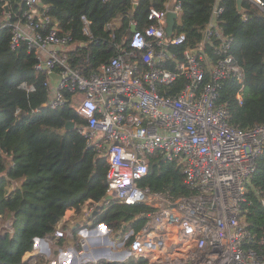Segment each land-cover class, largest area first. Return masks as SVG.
<instances>
[{
	"label": "built area",
	"instance_id": "1",
	"mask_svg": "<svg viewBox=\"0 0 264 264\" xmlns=\"http://www.w3.org/2000/svg\"><path fill=\"white\" fill-rule=\"evenodd\" d=\"M250 1L264 10L263 0ZM219 3L201 46L185 49L181 60L169 47L186 42V35L175 31L183 7L180 0H168L163 9L152 7L151 24L125 37L118 54L89 75L72 65L74 37L62 30L42 0H20L15 7L10 5L9 14L4 12L7 22L0 25V32L11 28V48L25 43L35 56L36 71L47 76V106L60 108L65 94L71 93L72 108L86 119L78 130L89 147L106 155L109 200L150 207L139 215L145 219L143 227L128 233V238L134 237L132 252L140 259L161 255L177 234L190 249L187 256L168 264H264V252L245 248L252 236L241 218L247 185L264 152V124L236 128L229 122L227 107L218 103L225 81L236 78L243 85L245 79L231 53L235 39L219 25L224 12ZM169 13L177 16L172 36L166 33ZM82 21L89 35L91 22L86 16ZM133 26L137 28L134 21ZM107 27L113 29V24ZM213 40L218 45L209 52L206 43ZM169 63L176 66L172 69ZM52 72L61 78L53 79ZM180 78L186 81L183 88L168 94ZM242 85L236 94L240 104ZM156 159L177 160L193 193L176 197L141 186ZM86 205L89 218L103 204L89 200ZM4 226L0 237L14 233L13 219ZM57 234L65 232L60 229ZM87 244L86 238L81 240V246Z\"/></svg>",
	"mask_w": 264,
	"mask_h": 264
},
{
	"label": "trees",
	"instance_id": "2",
	"mask_svg": "<svg viewBox=\"0 0 264 264\" xmlns=\"http://www.w3.org/2000/svg\"><path fill=\"white\" fill-rule=\"evenodd\" d=\"M20 0H0V25L7 22L4 4L15 7ZM49 6L50 16L76 43L70 53L73 66L84 74L96 72L121 50L125 37L132 35V21L138 30L151 24L148 14L152 7L163 9L168 0H42ZM183 15L176 25V34L184 33L186 42L170 46L179 58L187 48H198L217 0H180ZM135 2H138L135 7ZM264 2V0H263ZM224 8L219 25L226 35L234 37L231 53L244 69L245 79L225 81L220 90L219 104L230 112L229 122L240 129L264 124V10L243 1V12L237 0H220ZM246 14L247 19H244ZM91 22L87 35L82 17ZM113 29H108V24ZM114 35V37L112 36ZM11 28L0 32V216L14 220V233L0 237V264H36L25 261L34 249L36 238L54 234L66 211L81 212L89 200L105 203L96 223H104L114 231L124 225L140 230L145 219L139 215L150 209L145 204L121 205L107 200L108 163L105 154L89 147L78 127L87 124L71 106V93L57 109L44 106L49 101L47 76L35 69L36 59L22 43L16 50L10 46ZM81 45H86L81 47ZM218 41H209V52ZM125 45H123L124 47ZM129 48V45H127ZM170 68L175 63L168 64ZM186 81L180 78L168 94H176ZM243 86V103L236 94ZM33 88V90H30ZM68 122L76 127L66 130ZM153 191H170L174 196L193 193L185 183L182 166L177 160L152 162L149 174L139 183ZM108 201V202H106ZM241 218L252 238L246 249L264 252V152L247 185ZM129 242L134 240L129 237ZM141 261V260H140ZM130 260L127 263L139 264Z\"/></svg>",
	"mask_w": 264,
	"mask_h": 264
},
{
	"label": "crops",
	"instance_id": "3",
	"mask_svg": "<svg viewBox=\"0 0 264 264\" xmlns=\"http://www.w3.org/2000/svg\"><path fill=\"white\" fill-rule=\"evenodd\" d=\"M86 203L80 213L75 209L66 211L57 226V230L65 232L64 236H58L56 230L54 234L36 238L34 249L25 254L24 260L36 264H107L127 263L130 260H141L139 264H168L172 258L187 256L190 243L173 234L161 255H150L149 259L138 258L132 252V242L128 238V233L134 228L125 224L122 230L114 231L104 223L97 224L99 213L106 208L98 207L88 218L84 214L88 207ZM84 238L88 242L85 247L81 246Z\"/></svg>",
	"mask_w": 264,
	"mask_h": 264
},
{
	"label": "water",
	"instance_id": "4",
	"mask_svg": "<svg viewBox=\"0 0 264 264\" xmlns=\"http://www.w3.org/2000/svg\"><path fill=\"white\" fill-rule=\"evenodd\" d=\"M243 1H244V0H237V8H238V10L241 11V12L244 10V9H243V6H242ZM137 5H138V4L135 3L134 6L137 7ZM4 9H5V11H6L7 14L10 13V4H9L8 2H6V3L4 4ZM176 19H177L176 14H174V13H169V14H168V17H167V23H168V25H167V28H166V33H167L168 36H172V34H173V32H174L175 25H176ZM136 30H137L136 26H133V27H132V32H135ZM50 76H51L53 79H55V80H58V79L61 78V76H60L58 73H56V72H52V73L50 74ZM44 106H47V103H46ZM75 127H76V125H75L74 122H68L67 125H66V130H72V129H74ZM109 199H111V197H110V196H107V200H109Z\"/></svg>",
	"mask_w": 264,
	"mask_h": 264
},
{
	"label": "rangeland",
	"instance_id": "5",
	"mask_svg": "<svg viewBox=\"0 0 264 264\" xmlns=\"http://www.w3.org/2000/svg\"><path fill=\"white\" fill-rule=\"evenodd\" d=\"M100 208H101V207H99V209H100ZM81 219H82V218H81ZM8 222H10V219H5V218H3V217H2V218L0 217V234H1V235L3 234V231H5V228H4L5 226H4V225H5L6 223H8ZM3 229H4V230H3Z\"/></svg>",
	"mask_w": 264,
	"mask_h": 264
}]
</instances>
